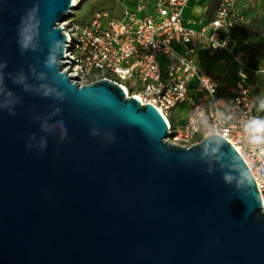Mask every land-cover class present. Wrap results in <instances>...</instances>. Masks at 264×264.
<instances>
[{
  "label": "water",
  "instance_id": "water-1",
  "mask_svg": "<svg viewBox=\"0 0 264 264\" xmlns=\"http://www.w3.org/2000/svg\"><path fill=\"white\" fill-rule=\"evenodd\" d=\"M73 4L0 0V264H264L226 140L170 144L153 106L61 72Z\"/></svg>",
  "mask_w": 264,
  "mask_h": 264
},
{
  "label": "built area",
  "instance_id": "built-area-1",
  "mask_svg": "<svg viewBox=\"0 0 264 264\" xmlns=\"http://www.w3.org/2000/svg\"><path fill=\"white\" fill-rule=\"evenodd\" d=\"M84 1L74 0L59 24L66 36L61 72L78 86L108 80L127 98L153 106L170 144L189 148L211 135L226 140L251 173L264 210V131L252 124L264 122V49L253 56L254 44L241 43L237 28L248 21L235 10L239 0H220L200 31L183 21L190 0H113L117 9L101 8L77 22L74 10ZM197 40L210 57L229 55L232 86L198 66ZM184 104L183 123L172 124L170 112Z\"/></svg>",
  "mask_w": 264,
  "mask_h": 264
},
{
  "label": "crops",
  "instance_id": "crops-1",
  "mask_svg": "<svg viewBox=\"0 0 264 264\" xmlns=\"http://www.w3.org/2000/svg\"><path fill=\"white\" fill-rule=\"evenodd\" d=\"M209 1L210 0H190L189 1L187 7L184 10V15H183V21L187 27L192 28L196 31H200L201 28L213 18L215 10L213 11V13H210L209 15L207 14ZM235 10L237 14L242 16V18H244L245 20H247L248 23H256V24L260 23L261 25H264V0H250V1L239 0L238 3L236 4ZM237 30L241 35L240 30L238 28ZM221 54H227V53L222 52ZM255 54L256 53L254 52L253 56ZM204 55L209 57L202 49V41L197 40L195 57H196L198 66L202 69L205 68V67L203 68L202 66L203 64L202 56ZM207 57L206 59H210ZM213 57L214 56H212V59ZM215 58L219 59L220 56L218 57V54H217V56L214 57V59ZM251 63L252 62L250 60L249 64L252 66ZM221 67L216 65L215 67L217 70L216 72H214L213 70L209 71L211 69H208V68H207L208 70L206 68L204 70L208 74L215 77L218 81L222 82L223 84L232 86L231 82L228 80V77L232 78V80H235V74L233 71V67L230 64V61H229V64L225 65L222 68ZM230 71H231V74L229 73Z\"/></svg>",
  "mask_w": 264,
  "mask_h": 264
},
{
  "label": "rangeland",
  "instance_id": "rangeland-1",
  "mask_svg": "<svg viewBox=\"0 0 264 264\" xmlns=\"http://www.w3.org/2000/svg\"><path fill=\"white\" fill-rule=\"evenodd\" d=\"M101 8H106V9H117V6L114 4L113 0H86L84 1L76 10H74V20L77 22H86L89 20V18L91 17V15L98 9ZM213 13V12H212ZM208 14V11H207ZM209 15V14H208ZM257 31H256V36H251L252 38L258 40L260 38L259 32L261 33V28H264V25H261L260 23L255 24ZM217 55H215L214 57H216ZM220 56V60L213 57H207V56H202V60H203V68L205 67L206 69H211L209 71H214L216 72V65L217 66H222L224 67L225 65L229 64V55L228 54H218V57ZM222 56V57H221ZM210 58V59H206ZM224 58V59H223ZM253 58V57H252ZM217 59V60H216ZM251 61H253V59H251ZM221 67V68H222ZM204 68V69H205ZM207 69V70H208ZM231 74V71L229 72ZM228 80L231 82V85L234 84V80H232V78L228 77ZM185 111H186V105H181L179 107H177L176 109H173L170 112V118L169 121L174 124V125H179L183 122L184 119V115H185Z\"/></svg>",
  "mask_w": 264,
  "mask_h": 264
},
{
  "label": "trees",
  "instance_id": "trees-1",
  "mask_svg": "<svg viewBox=\"0 0 264 264\" xmlns=\"http://www.w3.org/2000/svg\"><path fill=\"white\" fill-rule=\"evenodd\" d=\"M220 0H210L208 3V14L212 13L218 6ZM256 23H248V24H240L238 29L241 32V43L244 41H250L254 44L256 47L253 50V53H257L259 50V47L264 49V28H261V33L259 32L260 38L258 40L252 38L251 36H256ZM183 123V122H182Z\"/></svg>",
  "mask_w": 264,
  "mask_h": 264
},
{
  "label": "clouds",
  "instance_id": "clouds-1",
  "mask_svg": "<svg viewBox=\"0 0 264 264\" xmlns=\"http://www.w3.org/2000/svg\"><path fill=\"white\" fill-rule=\"evenodd\" d=\"M253 126L256 127L257 131H264V122L261 121H253L252 122Z\"/></svg>",
  "mask_w": 264,
  "mask_h": 264
}]
</instances>
